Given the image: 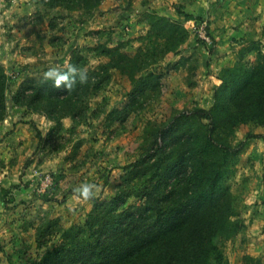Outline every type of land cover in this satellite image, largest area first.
<instances>
[{
	"label": "trees",
	"instance_id": "trees-1",
	"mask_svg": "<svg viewBox=\"0 0 264 264\" xmlns=\"http://www.w3.org/2000/svg\"><path fill=\"white\" fill-rule=\"evenodd\" d=\"M39 2L67 15L77 11L85 22L102 0ZM147 22L134 52L127 50L129 40L72 47L65 66L26 75L11 98L12 80L0 62V121L9 99L54 121L52 132L63 129L61 119L70 117L74 133L90 115V99L102 93L117 69L134 86L128 102L106 117L123 122L140 99L161 94L162 73L152 67L178 52L189 34L183 24L156 12ZM219 78L209 108L195 106L148 123L149 146L121 174L109 198L93 200L83 222L64 228L58 218L45 215L35 234L44 251L34 256L21 249L11 264H209L214 237L237 231L233 194L221 182L232 149L227 139L240 122L264 123V52L222 68ZM130 197L135 202L127 205Z\"/></svg>",
	"mask_w": 264,
	"mask_h": 264
},
{
	"label": "rangeland",
	"instance_id": "rangeland-1",
	"mask_svg": "<svg viewBox=\"0 0 264 264\" xmlns=\"http://www.w3.org/2000/svg\"><path fill=\"white\" fill-rule=\"evenodd\" d=\"M17 7L20 8V2L18 0H12V1L0 0V18H1L0 21L3 22V25L5 24L4 27H6L7 24L14 26H22V27L24 26V28L28 26V29L35 32V29L33 28L34 22L42 18V16H45L47 12L44 11V13H42L37 10V12H35L34 14H30L29 16H25L22 19H20V16L18 15L16 9ZM96 9L97 7L93 10V12ZM51 10L52 11H50V15H51L50 23L52 25L61 23L62 20L65 18V16H68L63 11H60L58 13V9L56 10L54 8ZM93 12L88 17L85 18L88 19L90 16H92ZM4 13L8 14L7 18H5ZM78 14L79 12H75L74 15L71 16L72 19H76V21L73 23L74 26L72 29L74 35L77 32L76 30H81L78 31L77 34L78 35L77 41L79 42V44H76L72 47L89 45L87 44V41L83 39L82 36L86 35L88 31L91 30L89 29L91 25L88 26V22H87V27L86 25L82 27L81 25H84L86 20L85 22H80L79 21L80 15ZM199 20L197 21L193 20L192 24L190 25V29H188L189 34L186 40L188 39L191 33V35L195 38V40L198 43L204 44L208 48L209 47L211 48L213 45V39L208 32V26H207V35L209 38L208 40H203L202 38H199L192 31L193 24H195ZM38 24L40 26L39 22ZM44 25L42 26L43 30L45 29ZM75 25L83 29H77L75 28ZM61 26H59V28H62ZM5 29L6 31H1L2 37H3L2 33H5L6 35L13 34L12 32H9L7 28ZM102 31L103 30L101 29H96L91 35L92 37L93 36L95 37L97 35L98 36L102 35ZM45 32L46 31H43V34H45ZM56 35L54 34L50 35L51 36L50 39L57 38L54 37ZM106 37L108 38L109 35H107ZM35 38L37 42L32 43L29 46L33 47L34 49L35 47L38 48V51L40 52L39 58H41L42 60L40 61V63L37 64V67L34 66L35 67L34 70L38 72L37 73L38 75V74H42L45 69L51 68L49 66H43L42 63L45 60H46L45 62L48 63L49 60L53 59V55L56 57L59 56V54L58 52L53 53L52 51H50V49H45V48L43 49L41 45H39L40 47L37 46V44L42 43L41 42L42 39H45L46 41L47 39L46 36H41V34H37ZM107 38L102 37L100 39L101 40L104 39L103 41L106 42ZM136 41L138 42V40ZM63 42H64V37L61 36L55 39L54 43L61 44ZM83 42H86V44H84ZM129 45L130 43L128 44V46ZM263 47L264 46L262 45V42L259 40L248 41L244 45V47H242L237 52L236 61L232 65H234L240 59L241 60L255 59L259 51L264 52ZM129 52H134V51L131 50ZM253 52L254 55L251 54ZM166 56L160 62L165 60ZM97 61H98L97 59L94 58L91 59L92 64H96ZM184 63H188V69H187L188 73L186 76L181 78V80L186 85V90L183 92V95H185V97H183L184 103L181 100L180 102H177L176 96L173 98L175 102L182 105L181 107L179 105L169 103L167 96V94H169L172 91L170 90V86L173 80L170 77L171 74L169 73V71H172L173 74L174 71H179V66H177L176 68H172L171 66V68L169 69L168 66H165L164 64L161 63L152 67L156 72L162 73V77L160 80V87H159L161 94L159 96H156L154 93H151V95L148 96L147 98H144V100L140 99V102L135 106L136 108L134 110L129 111L126 119L123 122L110 121L106 117L108 112L114 107L121 108L122 106H124L128 102V92L134 86V83H132L127 76L122 75L121 73H120L121 76L120 75L113 76L112 74V80L110 84L102 91V93L90 99V115L85 122H83L77 128H75L74 133H70L69 130L73 125V122L70 117H64L61 119L63 129H61L59 132H52L53 131L52 128L55 126L54 121L48 119L44 114L40 112L27 109L29 110V112L33 114L44 115L47 120H50L53 123L52 125L49 126L47 131L45 125H43L41 129H39V127L36 126V124L39 122L38 117L37 119H33V118L29 120L28 118L26 119L27 116L21 115V111L17 110L15 105L14 106L11 105L10 104L11 102L8 99L7 114L5 118H9L11 116L10 120L19 121L22 123V125L26 124V121L28 120L27 123L32 129L31 130L33 134L32 140L33 142L34 140H36L37 142L35 148L36 149L40 148L45 151L47 150V152H51L49 155L51 156L50 158L51 162L47 164L48 167L44 165L47 167V169H45L44 167L43 168H39V167L37 168L36 166L33 167L32 166L33 159H30L31 157L30 158L28 157L26 161H23L24 159L22 158L20 159L15 158L18 156H14L16 152L14 151L13 154H11L10 158L7 159V162H9L7 175L9 176V180H10L8 186L10 187L7 188L8 194L6 193V200L10 202L12 206H17L15 208L22 207L25 210L26 214L29 213V211L26 210V208L28 207V205H30L32 199L36 198L37 200L38 199L45 200L52 198L51 200H53L54 199L53 197H55L54 186L56 183V179L62 175L61 174L62 172L60 170H63L64 168V167H60L61 164H64L62 160H64L65 163L69 164V168L71 171L73 170L75 171L83 168L82 172H84L87 175L88 173L92 172L93 178H91L90 180L81 179L79 182H85L86 184L93 185L96 179L98 180V177L99 179L101 176L107 178L106 184L108 186L106 190H104V188L101 187L102 188L101 194H99L100 192L99 187H98V192L96 190L91 191V193L93 194L92 196H90L92 205H93V200L95 198H100V199L109 198L113 193L115 182L120 178L121 174H124L125 170L127 168H130L133 162H135L142 154V152H144L145 148L149 146L147 140L148 139L147 133L145 132L148 123L150 121H156V122L164 121L173 112L179 110H185V109H192L195 106H199L198 100L196 98H194L191 101L192 102L191 104L188 103L190 105H187L186 104L187 100L191 98L192 94L188 98H186V94L190 93V91L188 90H191L193 86L199 85L201 75L200 73H198V69L200 68L202 61L196 56L194 57L192 56L190 58L183 57V59H179V65H182ZM232 65H226L225 67ZM22 71L23 70L20 67H15L9 70L6 69V72L8 73V75L12 80L11 88L7 93L8 98H11L12 91L16 90L17 86L26 75H34L33 72L28 73L27 71H25L24 73H22ZM31 71H33V69ZM201 99H207V97L203 96ZM203 104L206 103H201L200 105ZM93 111L96 112L93 113ZM4 119L0 121V123L4 122ZM64 119L66 121L63 122ZM227 142L231 144L232 149H231V154L229 155V162L226 166V171L224 176L222 177L221 182L224 185L229 186L231 193L233 194V201L231 205L233 210V215L231 218L235 224L237 231L229 236H227L225 233H218L214 237L213 240L216 246V250L211 255L209 264H262L263 263L262 255H255L248 252L247 245L251 243L250 242L248 243L249 236H248L247 227L250 226L252 218L248 215V217L245 220V218L243 219L241 218V216H238L237 212L241 200L244 198L242 197V195L246 196V199L244 198L245 200H247V197H250L251 195L253 198L256 197L261 199V201H264V123H258L256 121L240 122L238 125L235 126L234 131L231 134V136L228 137ZM32 144L33 143L30 140L26 141V143L24 140V143L21 145L25 146V150L30 148L29 149L30 151ZM21 156L25 157L27 155L21 153L20 157ZM2 162H3L2 158H0V164ZM22 164H23V168H21ZM55 164L59 167H55L56 166ZM56 168H58V170ZM31 173H32L33 182L31 183L30 186L25 188H23V186L15 187L16 184L21 183L25 185V182L27 181L29 183L30 177H28V175H30ZM46 173H50L52 175L53 183L50 186L46 187L45 191H40L39 190L41 188L40 180L42 176ZM23 175H27V176H24V179H21ZM28 193H30V195H28ZM75 194L77 196H80L78 192H75ZM29 196H31L30 198L32 199H29ZM256 201L259 200L255 199V202ZM133 202H135V199L133 197L132 198L130 197L127 200L126 204L128 205L129 203H133ZM82 206L84 207V205ZM45 207L48 208L49 212L43 213V215H41V217L38 220V224L40 223L41 218H43L46 215L49 218H58L60 224L64 228L71 225V223L69 225H65L69 221L73 220V217L70 215V212L68 213L69 215L67 216L62 215L63 217H61V215L59 214H53L51 208L49 209L48 206L45 205ZM74 208H76V206L69 205V209L72 210V212L75 214L74 220H78V222H73V223L83 222L85 218L83 219V221H81L80 218L82 216V213L78 215V212H75ZM233 227L234 226H230V228ZM21 232L24 233V230H22ZM20 235L23 237L24 234H20ZM26 235H27L26 237L27 239L24 238L26 243L20 246V248L18 249L16 248L14 250L12 249L14 252L6 256V259H4L3 264H11L16 262L18 260L17 253L21 249L27 251L28 253L34 256L44 251L43 247L39 248L37 246L36 240H35V245L30 244V242L28 241H30L32 235L30 234H26ZM11 240L12 239H10V241ZM6 246H9V244Z\"/></svg>",
	"mask_w": 264,
	"mask_h": 264
},
{
	"label": "crops",
	"instance_id": "crops-1",
	"mask_svg": "<svg viewBox=\"0 0 264 264\" xmlns=\"http://www.w3.org/2000/svg\"><path fill=\"white\" fill-rule=\"evenodd\" d=\"M18 1L20 2V8L17 7L16 9L20 19L29 16L30 14H34L37 10L42 13L46 11L47 14L42 16L39 20L35 22L33 21L35 32L28 29V26L25 24V28L24 26H14L10 24H7V26L4 27L5 24L3 25V22L0 21V62L7 70L20 67L23 70L22 73L25 71L28 73L35 72L34 66L37 67V64L40 63L42 59L39 58L40 52L38 51V48L34 46V49L29 45L36 43V35L41 34V36H46L47 39L46 41L45 39H42V43L37 44V46L41 45L43 49H50L53 53L58 52L59 54V56L56 57L53 55V59L51 60L47 59L49 60L48 63L45 62L46 60L44 62L42 61L43 66H49L54 69L65 66L70 57V48L79 44L77 41V34L78 31L81 30H76L77 32L75 31L76 33L74 35L72 29L74 26L73 23L76 19H72L71 17L77 11L71 12L68 16H65L61 23L52 25L50 23V11L52 10L46 9L39 0ZM57 9L58 8H56V10ZM58 11H63L65 14L68 13L66 10L58 9ZM150 12H156L160 15L171 17L183 24L187 29H190L193 20L197 21L206 18L209 22L208 32L213 39V45L211 48L198 43L190 33L188 39L180 46L178 52L168 53L165 60L158 63L168 66L169 69L171 66L172 68H176L174 65L179 66V71H174L173 74L172 71H169L171 74L170 77L173 80L170 86V90L172 91L167 94V96L169 103L179 105L180 107L182 105L177 102H180V100L183 102V97H185L183 92L186 90V85L181 78L188 73V63L179 65V59L196 56L202 61L201 66L198 69V73L201 75L199 85H195L191 90H188L190 93L186 94V98L191 94L192 96L187 100L186 104L190 105L192 103L191 101L196 98L199 106L209 108L213 102L214 88L220 83L219 73L221 69L226 65H232L236 61L237 52L244 47L248 41L259 40L264 46V0H102L92 16L86 19L84 25H81L82 27L85 25L87 27V22L88 26L91 25L89 28L91 30L82 37L89 45H94L98 41H103L104 39L101 40L100 38H107V35H109V39L107 38L106 41L110 40L111 42H116L118 40H129L130 45L128 47L130 50L128 47L127 50L135 51L139 44L136 41V37L145 33L149 28L146 16ZM4 14L5 18H7L8 14ZM38 22L40 23V26ZM43 25L45 27L44 30L42 29ZM59 26L62 28H59ZM5 28L13 34L6 35L5 33H2V37L1 31H6ZM75 28L83 29L77 25H75ZM96 29L103 30L102 35L92 37L91 34ZM43 31H46L45 34H43ZM53 34H57L54 36L57 38L63 36L64 42L61 44L54 43L57 38L51 42L50 35ZM83 43L86 44V42ZM251 54L254 55V52ZM32 69L33 71H31ZM112 74L113 76H121L117 69H113ZM175 96L177 97V102L173 100ZM203 96H206L207 99H201ZM201 103L206 104L200 105ZM16 108L21 111V115H26V119L28 118V120L31 118L37 119L38 117L39 122L36 126H38L39 129L45 125L47 131L49 126L53 124L50 120H47L44 115L33 114L29 112L27 108L22 106H16ZM10 119L11 116L5 118L4 122L0 123V158H2L3 161L0 164L1 264H3L7 255L14 252L13 250L15 248L18 249L26 243L24 239L27 237L26 234L32 235V238L28 242L35 245L34 234L38 220L43 213L49 212L45 205L48 206L49 209L51 208L53 214H59L61 217L69 215L68 213L70 212L73 220L75 214L69 209V205L76 206L74 211L78 212V215L82 213V216L80 217L81 221H83L86 214L93 206L90 199V196L93 195L92 193L88 198H85L79 191H77L82 185H89L85 182L79 181L81 179L90 180L93 178L92 172L87 175L82 172L83 168L71 171L69 164L65 163L64 160H62L64 164L60 165V167H64L63 170H60L62 175L56 179L54 186L55 197H53V200H51L52 198L37 200L36 198L32 199L30 198L31 196H29V199L32 200L30 205L26 208V210L29 211L27 214L22 207L15 208L17 206H12L10 202L6 200L7 188L10 187L8 186L10 180L7 175L9 168V162H7V159L10 158L14 151H16L14 156H18L15 158H22L24 159L23 161H26L28 157H31L30 159H33V167H44L47 169V164L51 162V156H49L51 152L35 148L37 142L36 140H34V142L32 140L33 134L31 132V127L27 123L28 120L26 121V124L22 125L21 122ZM64 121L66 120L64 119L63 122ZM24 140L25 143L29 140L33 143L30 151V148L25 150V146L21 145L24 143ZM21 153L27 156L20 157ZM55 167L59 166L56 165ZM21 168H23V164ZM56 169L58 170V168ZM30 175H28V177H30L29 183L27 181L25 182V185H23L19 182L20 184H16L15 187L23 186V188H25L30 186L33 182L32 173ZM24 176L27 175H23L21 179H24ZM106 181V177L101 176L100 179L98 177V180L96 179L93 185H91L93 186L92 190L98 192L99 187V194H101L102 188L106 190L108 186ZM75 192H78L80 196H77ZM28 195H30V193H28ZM242 197L246 199V196L242 195ZM244 198L241 200L237 213L238 216H241L243 219L245 218V220L248 215L252 218L250 226L247 227L249 236L248 243H251L247 245L248 252L255 255H262V264H264V201H261V199L256 197L253 198L251 195L250 197H247V200ZM255 199L259 201L255 202ZM82 205H84V207ZM73 220L68 223L67 220V224L65 225L78 222V220ZM22 230H24V233L21 232ZM20 234H24L23 237ZM10 239L12 240L10 241ZM8 244L9 246H6Z\"/></svg>",
	"mask_w": 264,
	"mask_h": 264
},
{
	"label": "built area",
	"instance_id": "built-area-1",
	"mask_svg": "<svg viewBox=\"0 0 264 264\" xmlns=\"http://www.w3.org/2000/svg\"><path fill=\"white\" fill-rule=\"evenodd\" d=\"M207 26H208V21L206 18L200 19L198 22L193 24L192 26V31L199 37L202 38L203 40H208V35H207ZM41 188L39 189L40 191H45L46 187L50 186L53 183V177L50 173H46L42 176L41 180Z\"/></svg>",
	"mask_w": 264,
	"mask_h": 264
},
{
	"label": "clouds",
	"instance_id": "clouds-1",
	"mask_svg": "<svg viewBox=\"0 0 264 264\" xmlns=\"http://www.w3.org/2000/svg\"><path fill=\"white\" fill-rule=\"evenodd\" d=\"M92 187L93 186L91 185H82L77 191H79L85 198H88L91 195Z\"/></svg>",
	"mask_w": 264,
	"mask_h": 264
}]
</instances>
